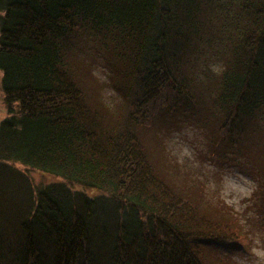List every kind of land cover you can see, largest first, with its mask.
I'll list each match as a JSON object with an SVG mask.
<instances>
[{
  "label": "trees",
  "instance_id": "obj_1",
  "mask_svg": "<svg viewBox=\"0 0 264 264\" xmlns=\"http://www.w3.org/2000/svg\"><path fill=\"white\" fill-rule=\"evenodd\" d=\"M84 40L109 54L121 105ZM0 71V264H218L210 254L248 249L139 130L173 105L233 143L264 134V0H0ZM17 164L62 181L35 184Z\"/></svg>",
  "mask_w": 264,
  "mask_h": 264
},
{
  "label": "rangeland",
  "instance_id": "obj_2",
  "mask_svg": "<svg viewBox=\"0 0 264 264\" xmlns=\"http://www.w3.org/2000/svg\"><path fill=\"white\" fill-rule=\"evenodd\" d=\"M86 41L81 42V59L93 64L91 70L104 84L101 88L104 97L115 108L123 99L109 77V54L99 45ZM1 75L2 72L0 83ZM173 107H161L148 125L140 127L139 137L145 141L152 160L204 209L227 215L249 238L245 252L231 251L225 259L218 253L210 254L212 260L218 264H264V190H259L264 185V155L263 148L257 147L258 143H264V134L252 132L233 143L219 137L206 114L196 111L191 114L184 107ZM5 112L0 87V121ZM17 165L35 184L62 181L54 174ZM88 192L94 194L92 189Z\"/></svg>",
  "mask_w": 264,
  "mask_h": 264
}]
</instances>
